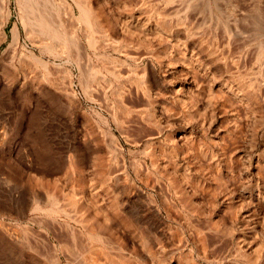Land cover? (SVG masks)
Segmentation results:
<instances>
[{"label":"rangeland","instance_id":"1","mask_svg":"<svg viewBox=\"0 0 264 264\" xmlns=\"http://www.w3.org/2000/svg\"><path fill=\"white\" fill-rule=\"evenodd\" d=\"M5 7L0 264H264V0Z\"/></svg>","mask_w":264,"mask_h":264},{"label":"bare ground","instance_id":"2","mask_svg":"<svg viewBox=\"0 0 264 264\" xmlns=\"http://www.w3.org/2000/svg\"><path fill=\"white\" fill-rule=\"evenodd\" d=\"M82 2H83V1H82ZM0 3H1V6H2V7L0 8V17H1V19H2L1 21L4 22L5 17H7V15H8L7 11L5 12V10L7 9V7H5V0H0ZM23 4H24V3H23ZM30 7H31V6H30ZM77 7H78V6H77ZM31 9H33V7H31L29 10H31ZM88 9H89V6H88V5H87V7H86V5H82V4L79 5V19H80L84 24H85V23H86L87 25L90 24L89 27L91 28V27L93 26V25H91V23H90V19H91V15H90V13H91V12H89L90 10L88 11ZM33 10H34V9H33ZM33 10H32V12H33ZM34 11H35V10H34ZM26 14H27V13H26ZM31 14H33V13H31ZM34 14H35V12H34ZM36 15H37V14H36ZM36 15H35V16H36ZM41 15H43V13H42ZM41 15H40V17H41ZM29 16H30V14H29L27 17H26V16H25V17H26L28 20H30L32 17H30V19H29ZM31 16H33V15H31ZM26 18H25V19H26ZM33 18H35V17H33ZM92 18H93V17H92ZM39 19H40V18H39ZM43 19H44V17H43ZM43 19H41V20H43ZM35 20L38 22V20H37L36 18H35ZM45 20H46V19H45ZM96 20H97V18L94 19V22H95L96 25H98V23H97ZM32 21H33V19H31L30 21H28V22H29L28 24H32V23H31ZM25 22H26V21H24V24H25ZM37 22H36V23H37ZM94 22H93V23H94ZM93 23H92V24H93ZM28 24H27V25H28ZM33 24H35L34 21H33ZM43 24H44V22H43ZM47 24H48V23H47ZM1 25H2V24H1ZM1 25H0V26H1ZM33 26H34V25H33ZM38 26H41L40 28H42L44 25H43V26H42V25H38ZM48 26H49V25H48ZM83 27H84V25H83ZM12 29H13V28H12ZM42 29H43V28H42ZM84 29H85V28H84ZM88 29H89V28H88ZM44 30H46V29H44ZM85 32H86V31H85ZM18 34H19V29H18V27H14V33H13L14 37L18 36ZM85 34H86V33H85ZM88 34H89V33H88ZM13 35H12V36H13ZM52 36H53V35H52ZM57 37H58V35H57ZM59 37H60V35H59ZM13 40H14V38H13ZM15 40H16V39H15ZM15 40H14V41H15ZM86 40H87V39H86ZM63 41H64V40H63ZM63 41H62V42H63ZM68 47H69V46H68ZM75 47H76V46H75ZM48 49H49V48H48ZM37 60H38V59H37Z\"/></svg>","mask_w":264,"mask_h":264}]
</instances>
